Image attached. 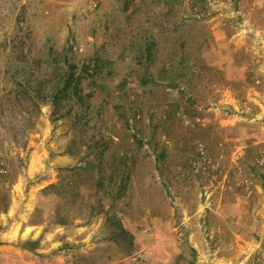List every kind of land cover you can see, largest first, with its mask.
Wrapping results in <instances>:
<instances>
[{
    "label": "rangeland",
    "instance_id": "rangeland-1",
    "mask_svg": "<svg viewBox=\"0 0 264 264\" xmlns=\"http://www.w3.org/2000/svg\"><path fill=\"white\" fill-rule=\"evenodd\" d=\"M50 189L121 264H264V0H0V229Z\"/></svg>",
    "mask_w": 264,
    "mask_h": 264
},
{
    "label": "crops",
    "instance_id": "crops-1",
    "mask_svg": "<svg viewBox=\"0 0 264 264\" xmlns=\"http://www.w3.org/2000/svg\"><path fill=\"white\" fill-rule=\"evenodd\" d=\"M62 204V197L52 189L33 196L14 193V220L0 229V264L123 262L114 252L112 240L96 237L103 235L108 225L68 214Z\"/></svg>",
    "mask_w": 264,
    "mask_h": 264
},
{
    "label": "trees",
    "instance_id": "trees-1",
    "mask_svg": "<svg viewBox=\"0 0 264 264\" xmlns=\"http://www.w3.org/2000/svg\"><path fill=\"white\" fill-rule=\"evenodd\" d=\"M76 68L75 64L69 65L67 70L59 73L57 75V84L51 86L50 93L48 98L52 104L62 105L66 109L65 113L71 108H67L71 99L80 98V76L76 75L74 69Z\"/></svg>",
    "mask_w": 264,
    "mask_h": 264
},
{
    "label": "built area",
    "instance_id": "built-area-1",
    "mask_svg": "<svg viewBox=\"0 0 264 264\" xmlns=\"http://www.w3.org/2000/svg\"><path fill=\"white\" fill-rule=\"evenodd\" d=\"M133 263L132 264H145V258L142 256V254H137L133 257Z\"/></svg>",
    "mask_w": 264,
    "mask_h": 264
}]
</instances>
